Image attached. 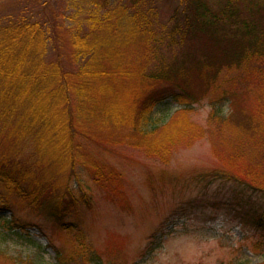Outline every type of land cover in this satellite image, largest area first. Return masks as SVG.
Returning a JSON list of instances; mask_svg holds the SVG:
<instances>
[{
  "label": "trees",
  "instance_id": "trees-1",
  "mask_svg": "<svg viewBox=\"0 0 264 264\" xmlns=\"http://www.w3.org/2000/svg\"><path fill=\"white\" fill-rule=\"evenodd\" d=\"M186 2L194 9L185 8L184 22L174 27L172 35L185 41L207 34L209 45L203 54H189L180 64H169L157 54L171 32H156L151 19L126 0L107 9L92 8L71 29L72 53L59 52L49 59L53 36L39 13H23L15 24H0L2 210L24 206L75 230L74 224L64 220L60 206L72 193L69 182L77 177V166L87 167L97 181L117 179L116 174L95 169L89 144L111 143L113 132L110 137L106 133L112 126L118 132L129 128L139 138L135 146L162 163L170 162L179 134L174 123L186 118L209 93L214 104L209 114L212 121L235 123L232 137L226 132L215 147L224 150L221 154L232 165L245 170V176L234 174L222 162L211 177L244 180L246 190L264 193V0H218L217 5L211 0ZM133 49L139 53L130 54ZM253 60L255 67L248 69L247 63ZM222 77L236 78L218 86L216 81ZM240 91L246 93L240 96ZM127 93L133 94L132 101L123 104L122 95ZM168 100L179 107L173 119H156L155 110ZM224 102L231 106L226 116L220 107ZM26 146L30 153L25 152ZM2 257L14 264H33L9 256L0 247Z\"/></svg>",
  "mask_w": 264,
  "mask_h": 264
},
{
  "label": "rangeland",
  "instance_id": "rangeland-1",
  "mask_svg": "<svg viewBox=\"0 0 264 264\" xmlns=\"http://www.w3.org/2000/svg\"><path fill=\"white\" fill-rule=\"evenodd\" d=\"M126 1L151 19L156 32H171L157 53L167 63L180 64L189 54H203L207 50V34L198 33L185 41L172 35L174 27L184 22L185 8L194 9L189 2L184 5L183 0ZM211 1L217 5L218 0ZM118 2L0 0V17L5 16L0 18V24H15L23 13H39L38 17L48 21L46 25L53 36L54 42L47 52L49 59L59 52L72 53L71 29L87 18L92 8L107 9ZM171 41L175 45H167ZM138 53L133 49L130 54ZM253 63L254 60L247 63L248 69L255 67ZM248 73L242 75L247 77ZM230 78L222 77L216 82L218 86L228 85L234 79ZM243 93L246 92L242 91L240 96ZM209 94L194 105L186 118L174 123L173 129L178 130L179 136L170 162L162 163L144 148L135 146L139 138L129 128L118 132L112 126L106 133L110 137L113 132L111 141L118 140L119 144L106 140L89 144L95 169L100 174H116L117 179L97 181L87 167L77 166V177L69 182L72 193L65 196V208L60 206L64 220L74 224L75 230H67L42 211L24 206L4 211L0 206L1 249L33 264H263L264 226L258 227L254 220L264 225V193L246 190L248 187H242L244 180L225 182L211 177L222 162L226 168L234 169V174L245 176V170L232 165L221 154H225L224 150L215 147L226 132L235 131V123L212 121L209 114L214 104ZM132 95H122L121 102L132 101ZM248 101L254 104L255 99ZM220 107L225 116L231 111L229 102ZM177 109L178 105L168 100L157 107L155 118L167 121ZM30 151L26 146L25 152ZM220 154L221 161L217 160ZM250 180L255 182L252 177ZM0 264L14 262L2 257Z\"/></svg>",
  "mask_w": 264,
  "mask_h": 264
}]
</instances>
